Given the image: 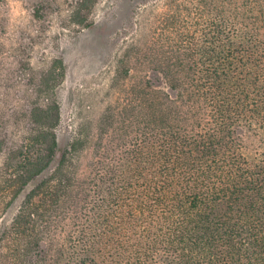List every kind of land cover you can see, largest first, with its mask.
<instances>
[{
	"label": "trees",
	"instance_id": "obj_1",
	"mask_svg": "<svg viewBox=\"0 0 264 264\" xmlns=\"http://www.w3.org/2000/svg\"><path fill=\"white\" fill-rule=\"evenodd\" d=\"M200 2L208 34L177 26L160 56L148 46L165 87L113 105V149L91 177L90 137L56 160L59 103L35 107L37 151L0 171V203L29 189L2 225L0 264H264V0Z\"/></svg>",
	"mask_w": 264,
	"mask_h": 264
},
{
	"label": "rangeland",
	"instance_id": "obj_2",
	"mask_svg": "<svg viewBox=\"0 0 264 264\" xmlns=\"http://www.w3.org/2000/svg\"><path fill=\"white\" fill-rule=\"evenodd\" d=\"M181 14L184 25L166 24ZM211 18L200 0H0V171L37 151L35 107L56 99V160L78 133L89 136L79 166L91 177L99 152L113 149V105L130 100L137 84L164 86L148 46L160 56L177 26L203 37ZM28 190L0 203V234ZM92 198L88 214L101 203Z\"/></svg>",
	"mask_w": 264,
	"mask_h": 264
}]
</instances>
